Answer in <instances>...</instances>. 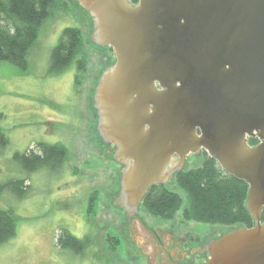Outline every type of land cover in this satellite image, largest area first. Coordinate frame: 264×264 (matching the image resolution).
Instances as JSON below:
<instances>
[{
  "label": "water",
  "instance_id": "water-1",
  "mask_svg": "<svg viewBox=\"0 0 264 264\" xmlns=\"http://www.w3.org/2000/svg\"><path fill=\"white\" fill-rule=\"evenodd\" d=\"M74 1L89 43L116 58L93 89V132L123 177L108 208L147 256L136 263L264 264V0ZM202 151L246 182L253 227L182 220L174 174ZM155 184L183 200L172 220L141 206Z\"/></svg>",
  "mask_w": 264,
  "mask_h": 264
},
{
  "label": "rangeland",
  "instance_id": "rangeland-1",
  "mask_svg": "<svg viewBox=\"0 0 264 264\" xmlns=\"http://www.w3.org/2000/svg\"><path fill=\"white\" fill-rule=\"evenodd\" d=\"M53 12L39 29L25 71L0 63V183L21 180L23 196L4 191L0 207L16 218L15 236L0 244V264H138L147 258L128 238L120 216L108 208L123 177L93 132L91 108L100 74L116 61L113 50L89 43L88 14L74 1ZM78 28L87 56L86 72L75 91V65L60 74L49 73V56L65 28ZM62 144L65 162L55 170H22L15 153L37 143ZM95 194L92 211L90 196ZM62 229L78 239L89 238L83 255L61 249ZM107 236L118 240L111 251Z\"/></svg>",
  "mask_w": 264,
  "mask_h": 264
},
{
  "label": "trees",
  "instance_id": "trees-1",
  "mask_svg": "<svg viewBox=\"0 0 264 264\" xmlns=\"http://www.w3.org/2000/svg\"><path fill=\"white\" fill-rule=\"evenodd\" d=\"M136 5L138 0H130ZM66 8L62 0H0V63H9L25 71L28 55L36 45L39 29L53 12ZM75 65L74 87L78 93L86 72L87 56L83 50L82 35L78 28H65L57 45L49 56V73L60 74L70 64ZM256 138L249 139V145H256ZM7 143L0 131V144ZM199 166L178 170L174 174L176 185L186 194V205L182 209L184 222L224 227L242 226L251 228L255 220L246 208L248 185L245 181L227 174L218 163L202 151ZM68 149L59 143H37L34 149L15 153L13 160L27 172L39 169H58L67 159ZM28 187L23 181L0 183V196L10 191L15 196L26 194ZM95 194L90 196L88 211H92ZM183 205L182 198L170 191L164 184L149 187L142 197L141 206L153 217L172 220ZM264 224V208L260 214ZM16 218L9 209L0 207V244L15 236ZM111 251L118 240L107 236ZM59 248L83 255L89 246L88 237L78 239L62 229L56 238Z\"/></svg>",
  "mask_w": 264,
  "mask_h": 264
},
{
  "label": "flooded vegetation",
  "instance_id": "flooded-vegetation-1",
  "mask_svg": "<svg viewBox=\"0 0 264 264\" xmlns=\"http://www.w3.org/2000/svg\"><path fill=\"white\" fill-rule=\"evenodd\" d=\"M114 57H115V56H114ZM249 139H250V138H248V143H249ZM257 140H258V139H257ZM258 143H259V140H258L257 144H258ZM159 241H160V240H159Z\"/></svg>",
  "mask_w": 264,
  "mask_h": 264
}]
</instances>
